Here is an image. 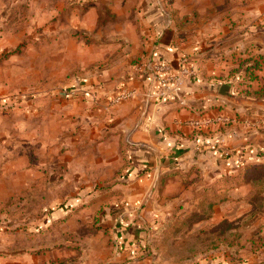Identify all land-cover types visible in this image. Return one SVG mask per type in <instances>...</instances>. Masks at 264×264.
<instances>
[{"label": "rangeland", "instance_id": "obj_1", "mask_svg": "<svg viewBox=\"0 0 264 264\" xmlns=\"http://www.w3.org/2000/svg\"><path fill=\"white\" fill-rule=\"evenodd\" d=\"M195 1L200 7L186 23L227 24L232 39L220 45H238L221 54V79L235 81L236 96L264 101V76L257 74L264 69V53L250 55L245 47L264 28V0ZM129 2L0 0V260L37 246L73 247L83 254L85 240L93 236L85 238L88 230L108 232L100 218L121 196L115 182L129 167L130 142L109 141L116 130H101L96 101L102 97L83 90L115 95L134 89L127 84L135 76L131 67L142 68L150 59L145 52H131L134 46L126 41L139 34L127 22H140L138 14L124 9ZM155 2L168 24L183 20L171 10L173 0ZM213 34L207 38L217 37ZM259 124L251 122L258 130ZM5 161L26 171L6 173ZM251 163L239 174H226L230 183L182 173L187 190L173 185L172 211L152 236L155 259L167 264H196L218 255L237 263L264 260V168ZM86 186L93 189L84 198ZM76 197L82 198L78 205ZM58 211L65 216L48 218Z\"/></svg>", "mask_w": 264, "mask_h": 264}, {"label": "crops", "instance_id": "obj_2", "mask_svg": "<svg viewBox=\"0 0 264 264\" xmlns=\"http://www.w3.org/2000/svg\"><path fill=\"white\" fill-rule=\"evenodd\" d=\"M131 1L124 9L138 14L140 22H127L139 29V34L136 31L135 35L126 39L128 45L134 46L130 51L138 55L145 52L150 59L163 60L175 70L180 67L184 57H188L189 63L197 67L198 76L179 89L180 95L188 103L182 105L171 95L158 96L156 91L162 86L152 85L150 70H139L135 64L131 67L135 76L127 83L136 90L134 97L109 106L107 102L113 92L105 89L101 92L99 89L102 98L96 102H100V113L103 115L101 130H116L109 141L119 142L121 137H126L130 142V165L124 173L125 181L115 185L122 189L121 196L107 210L105 208L100 218L104 228L108 227V232L102 229L93 234L88 230L85 238L90 234L93 236L89 242L85 240L88 244L83 254L73 247L44 249L37 246L31 251L21 252L27 255L6 254L0 264H167L155 259L152 254V236L156 235L158 226L172 211L174 183H180L182 192L187 190L182 184V173L192 176L200 174L215 180L222 174H239L242 168L231 165V162L240 156H243L244 163L264 162V156L256 154L258 149H264V101L236 96L233 93L235 81L221 79L223 74L218 60L224 51L236 44L220 45L223 40L232 39L227 24L186 23V19L191 20L193 9L200 7V1L173 0L171 10L183 18L179 24L177 21L168 24L164 10L156 5L155 0ZM263 29L259 38L246 40L245 47L248 48L247 52H251L250 55L264 53ZM212 32L217 33L213 40L207 38L214 36ZM197 48L200 53L195 51ZM258 73L264 76V69L258 70ZM114 81L110 80L108 86L112 87ZM226 83L233 84V94L229 97L220 94L221 86ZM206 106L208 114H229L232 122L217 123L204 131L189 126L186 122L200 116V111ZM250 121H261L263 125L259 124L258 130ZM220 138L223 142L217 150L214 144ZM199 141L202 145L200 150L197 149ZM227 150L231 154L224 152ZM14 164L18 162L5 161L6 173L10 169L26 171L23 167L13 168ZM90 188L82 187L85 192L80 195H85V198L92 194ZM81 200V197L74 198V204L78 205L76 202ZM63 216L65 213L58 211L48 218L58 220ZM196 264H264V260L237 263L229 257L218 255L203 258Z\"/></svg>", "mask_w": 264, "mask_h": 264}, {"label": "built area", "instance_id": "obj_3", "mask_svg": "<svg viewBox=\"0 0 264 264\" xmlns=\"http://www.w3.org/2000/svg\"><path fill=\"white\" fill-rule=\"evenodd\" d=\"M196 52L200 53V49H195ZM150 70L149 74L151 77L152 85L156 84L155 86L161 85L162 88H159L156 91V94L160 97H165L168 95H171L172 97H175L182 105H186L188 102L180 95V87L185 84L186 82H189L190 80L196 78L198 76V69L196 66L189 63L188 57H184L180 63V67L175 70L170 64L166 63L163 60H152L149 59L145 66H142V68H139V70ZM87 92L88 95L94 96V98L99 97V90H92L88 91L83 90ZM136 95L135 89H124L122 92H118L115 95L113 94V97L109 99V102H121L127 99H131ZM200 116L192 118L188 120L186 123L191 126L192 128L200 131H204L208 129L209 127L213 126L214 124H227L232 122V117L229 114H208L209 110L208 107H204L201 111ZM221 138L216 139L215 141V149L219 150V145L221 142H223ZM201 141L198 142L197 149L200 150L201 147ZM227 155L231 154L228 150L224 151ZM243 156H240L238 159L241 164H244Z\"/></svg>", "mask_w": 264, "mask_h": 264}, {"label": "trees", "instance_id": "obj_4", "mask_svg": "<svg viewBox=\"0 0 264 264\" xmlns=\"http://www.w3.org/2000/svg\"><path fill=\"white\" fill-rule=\"evenodd\" d=\"M93 90V89H92ZM91 91V90H90ZM258 152L256 153L257 155H259L260 157H263L264 156V149H258L257 150ZM254 164H258V165H260L261 166V168L263 167L264 168V162H253ZM253 163H251V164H253ZM245 164V163H244ZM128 165H130V158L128 159ZM231 165H233V166H239V167H241L242 169H241V171L240 172H243V171H245V169H247V166L249 165H245V166H241V162H239L238 161V159H236L235 160V162H231ZM257 165V166H258ZM125 176H124V174H121V176H120V180H117L115 183H117V182H124L125 181ZM222 178V179H221ZM221 179V180H220ZM233 178L232 177H229V178H226L225 177V174H222V176L220 177V178H216L215 180H218V184H220V181H221V183H230L231 181H233L232 180ZM223 180V181H222ZM234 185V184H233ZM233 185H230V187L231 186H233ZM222 186L220 185L219 186V188H221ZM72 205V204H71ZM73 206V205H72ZM53 214V213H52ZM52 214L50 215V216H52Z\"/></svg>", "mask_w": 264, "mask_h": 264}, {"label": "water", "instance_id": "obj_5", "mask_svg": "<svg viewBox=\"0 0 264 264\" xmlns=\"http://www.w3.org/2000/svg\"><path fill=\"white\" fill-rule=\"evenodd\" d=\"M232 86V83L223 84L220 88V94L229 97L231 95Z\"/></svg>", "mask_w": 264, "mask_h": 264}]
</instances>
